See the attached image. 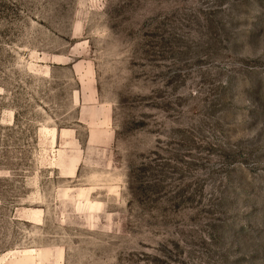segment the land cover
Here are the masks:
<instances>
[{
  "label": "rangeland",
  "instance_id": "obj_1",
  "mask_svg": "<svg viewBox=\"0 0 264 264\" xmlns=\"http://www.w3.org/2000/svg\"><path fill=\"white\" fill-rule=\"evenodd\" d=\"M0 264H264V0H0Z\"/></svg>",
  "mask_w": 264,
  "mask_h": 264
}]
</instances>
